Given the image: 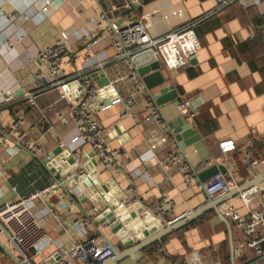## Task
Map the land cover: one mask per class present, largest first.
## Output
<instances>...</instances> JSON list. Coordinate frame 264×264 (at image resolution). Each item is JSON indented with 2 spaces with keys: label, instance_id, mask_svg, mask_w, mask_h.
<instances>
[{
  "label": "crops",
  "instance_id": "crops-1",
  "mask_svg": "<svg viewBox=\"0 0 264 264\" xmlns=\"http://www.w3.org/2000/svg\"><path fill=\"white\" fill-rule=\"evenodd\" d=\"M45 1L0 0V102L7 90L12 93V100L0 105L5 126L0 146V160H5L0 163V205L15 199L12 186L25 189L23 176L34 162L45 173L36 186L56 179L63 193L31 205L48 240L43 257L34 264H54L51 258L45 260L57 258L78 240L73 220L85 214L93 219L89 234L98 238L100 246L110 241L119 251L132 248L134 245L126 248L123 237L99 224L97 217L106 212L107 204L120 198L119 202L126 204L121 213H136L137 219H130L124 227L130 228L126 230L129 238L133 229L141 234L143 227L156 225L152 235L164 224L207 205L209 199L200 190L199 174L211 166L224 169L219 172L230 183L227 196L232 197L228 200L241 216L264 208V0H239L206 18L216 8L217 0H111L104 10L98 0ZM177 10L180 13H174ZM101 13L106 15L104 24L108 29L143 20L152 38L204 18L194 27L200 41L194 63L175 72L161 68L167 85L174 86L178 94L175 100L156 105L162 126L145 120V98L157 89L136 92L133 80L128 79L129 65L116 59L109 34L97 31L101 34L99 40L90 45L88 34L98 26L95 17ZM61 30L70 34L71 41L65 66L71 78L67 85L70 98L82 94L80 77H89L96 89L103 81L109 82L100 89L101 99L96 96L89 100L86 112L103 130L108 148L119 154V164L114 167H103L93 159L88 146L70 142L76 135L75 125L60 122L58 116L66 115L75 101L61 99L63 88L41 91L32 101L26 98L39 85L35 74L47 75L39 70L38 52ZM130 66L133 68L132 63ZM181 99L195 104L190 125L199 136L183 153L169 129L183 117L176 108ZM205 117L217 123L212 133L203 134L195 124V119L202 122ZM16 122L21 123L25 142L34 147L36 156L16 143L11 130ZM152 132L160 141L155 149L150 148ZM224 140L233 141L235 150L222 153L218 144ZM254 141H263L261 149L253 147ZM61 143L66 148H60ZM58 148L62 153L49 160V154ZM66 150L72 163L67 161ZM171 157H176V164L169 162ZM44 158H48L49 166L43 164ZM249 189L255 194L247 208L239 195ZM165 202L169 203L167 209H163ZM214 214L217 219L208 214L199 226L170 234L156 242L160 243L157 248L149 252L142 249L117 264H231L227 227ZM228 223L236 250L245 238ZM132 240L135 244L145 237ZM225 242L229 263L223 260ZM252 257L251 251L245 250L234 263L247 264ZM18 260L0 234V264H15Z\"/></svg>",
  "mask_w": 264,
  "mask_h": 264
},
{
  "label": "built area",
  "instance_id": "built-area-1",
  "mask_svg": "<svg viewBox=\"0 0 264 264\" xmlns=\"http://www.w3.org/2000/svg\"><path fill=\"white\" fill-rule=\"evenodd\" d=\"M237 1L239 0H217L216 8L206 14L204 18ZM51 2L52 0H46L45 4H50ZM174 13L180 12L177 10ZM204 18L202 17V19ZM202 19L189 21L182 27L168 31L159 38H152L148 32L149 26L143 20L123 28L111 25L108 29L104 24L106 15L101 13L95 17L98 26L92 32H89L88 38L90 45H96L101 35L100 32L106 31L109 34L116 59L129 65L130 74L128 79L133 80L136 92L143 94L146 88L136 70L130 66L132 57L140 52L151 50L161 67L168 72H175L191 66L197 57L200 46L194 27ZM70 42V34L65 30H61L50 44L38 52L39 70H45L47 75L39 72L35 74L39 85L34 93L26 96L29 101H32L36 94L46 89L67 88L71 78L67 74L65 66L69 59ZM79 79L83 84L81 88L84 92L72 99L69 92L61 94V99L74 100L75 105L66 115L58 116L59 121L64 124L70 121L74 123L76 135L70 140L71 143L88 146L93 159L98 164L105 168L114 167L119 164V154L108 148L104 140L103 130L93 120L90 113L86 112L89 100L96 98V96H98L97 99L99 98V89L92 85L89 77H80ZM4 95L0 105L1 103L8 104L12 100L10 90H7ZM130 100L131 97L125 99V102L129 103ZM145 100V120L155 121L162 126L160 112L154 102V98L148 95ZM176 108L179 114L189 124H192L195 104L189 100L181 99L177 103ZM20 124V122H16L11 126V130L16 135V143L36 156L34 147L25 142ZM4 132L5 126L0 118V146L3 143ZM156 135L155 132L150 133L151 149H155L160 145ZM59 147L63 149L66 148V145L61 143ZM218 147L222 153H229L235 150V144L231 140L220 142ZM4 162V159L0 160V163ZM169 162L176 164V157L169 160ZM43 176V169L40 168L38 163L30 164L23 176L25 183H27L25 188L30 191L22 194L17 185H14L12 186V191L16 194L15 199L0 205V234L5 236L7 243L18 255L19 260L15 264H34L36 259L43 257L44 251L48 247L46 234L38 224L31 205L36 202H45L54 195L61 197L63 193L60 192L61 182L56 179L37 187V182L42 180ZM189 180H191L190 175L186 179L187 184ZM230 189V183L221 172L201 182L200 186V190L203 191L209 200L223 198L229 193ZM254 194L255 191L252 189L240 193L239 198L245 207H249ZM168 207L169 203L165 202L163 209ZM217 210L245 238V241H240L237 244L235 257H240L245 250H250L253 257L247 264H264V208L250 210L247 216L244 217L237 212L236 207L229 200H226L218 204ZM96 211L97 209L93 208V212ZM92 221V217L86 214L75 218L73 223L79 237L78 240L69 249L58 253L57 258L50 256L46 259L45 257V262H48L51 258L54 264H101L110 257L112 250L106 244L100 246L98 238L89 235V225Z\"/></svg>",
  "mask_w": 264,
  "mask_h": 264
},
{
  "label": "water",
  "instance_id": "water-1",
  "mask_svg": "<svg viewBox=\"0 0 264 264\" xmlns=\"http://www.w3.org/2000/svg\"><path fill=\"white\" fill-rule=\"evenodd\" d=\"M111 0H98V3L100 7L104 10L106 5L110 3ZM131 63L133 68L136 70L138 75L142 78L144 85L148 92H151L155 89H157L155 94H151V96L154 98V102L157 106H161L163 104H166L168 102H171L178 98V94L172 85H167L166 79L161 73V65L160 63L156 60L155 56L153 55L151 50H146L143 52H140L136 55H134L131 59ZM105 86H109L108 80L103 81L98 87V95L99 98L101 96V91ZM111 89V88H109ZM65 93H68L67 90L68 88H63ZM82 93L84 90H81ZM101 99V98H100ZM175 125L169 126V129L173 131L172 133V138L175 140L176 144L178 145L180 151L183 153L184 149L199 139V136L197 134V131L194 128H191V125L181 117ZM66 153V157L68 158L67 161L68 163H72V159L68 156V151H64ZM62 153L61 149H56L54 150L51 154H49L48 158L49 160L55 159L58 155ZM48 158H44L42 160L43 164H46L49 166ZM56 162H54L55 164ZM96 164L95 160L93 162ZM56 166V165H55ZM57 167V166H56ZM56 169V168H55ZM54 168H51V171H55ZM219 171L224 172V169L221 167L217 166H211L210 168H207L204 170L202 173L199 174V178L202 182L208 180V178L213 176L214 174L218 173ZM86 184H89V182L86 181ZM228 195V194H227ZM224 196L223 198L219 200H209L207 205L204 207L193 211V212H188L181 218L168 223L164 224V227L158 231L157 233H154L151 235L152 232L157 230V226L153 225L152 228H144L141 232V234H137L135 231L136 230H131V236L126 234V230H129V226L127 228L124 227L126 226V223L130 221V219L135 220L137 219V215L134 212L130 213V216H128L127 212H122V210H125V205L123 202L120 203L119 200L120 198L117 199L113 204L110 202L107 204V208L105 209L106 212L103 215H99L97 217L99 224H101L104 227H108L113 234L119 235L120 237H123L124 246L128 248L129 246L134 245L132 248L127 249L125 251H119L118 248L113 245L110 241H107V246L112 250V255L105 259L101 264H117L118 262L122 261L123 259L127 257H132L134 253L150 246L153 243L160 242L162 239H164L166 236L182 229L183 227L187 226L190 224L192 221L200 218L202 215L209 211H215L221 222H223L228 231V239H229V248H230V263L235 264V247L232 243V231L230 228V225L228 221L218 212L217 206L220 202L226 201L230 199L231 197ZM103 200L106 201L107 198L103 197ZM139 214V213H138ZM144 219L146 218L145 216L143 217ZM147 223V222H146ZM146 226H148L146 224ZM140 228L142 227L141 225L139 226ZM142 237H145V240L139 241L134 244L133 238L140 239Z\"/></svg>",
  "mask_w": 264,
  "mask_h": 264
},
{
  "label": "trees",
  "instance_id": "trees-1",
  "mask_svg": "<svg viewBox=\"0 0 264 264\" xmlns=\"http://www.w3.org/2000/svg\"><path fill=\"white\" fill-rule=\"evenodd\" d=\"M195 124L197 126V128L203 133V134H208V133H212L213 131H215L217 129V123L214 119H211V118H208V117H205L204 119H202V122H200L198 119H195ZM263 143V141H260L259 143L257 141H254L253 143V147L255 148H259L261 149V144ZM41 169H43L42 167H40ZM43 174L44 171H43ZM44 179V176L43 178ZM28 188H25V189H22V190H19L22 194H24L23 192H29L27 191ZM213 214L214 217L217 219L216 215L214 214L215 212L214 211H209L207 213H205L204 215H202L200 218L192 221L190 224H188L187 226L183 227L182 229L172 233V234H178V233H181L183 231H186L188 229H192V228H195L197 226H199L200 224L203 223V220L206 219V216H208V214ZM222 227H224V225L222 223H219ZM91 235V234H89ZM160 243H153L152 245L146 247L143 249V251H146V252H149L150 250H153L154 248H157L156 246H158ZM228 246H227V242H225V255H224V258L223 260L227 263H229V253H228Z\"/></svg>",
  "mask_w": 264,
  "mask_h": 264
}]
</instances>
